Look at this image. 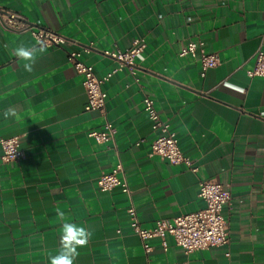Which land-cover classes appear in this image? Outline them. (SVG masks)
Listing matches in <instances>:
<instances>
[{"label":"crops","instance_id":"obj_1","mask_svg":"<svg viewBox=\"0 0 264 264\" xmlns=\"http://www.w3.org/2000/svg\"><path fill=\"white\" fill-rule=\"evenodd\" d=\"M20 16L6 26L2 12ZM26 25L57 32L88 48L84 62L102 77L115 63L103 56L142 37L134 68L103 84V114L85 111L83 77L67 61L71 46L48 47L31 73L14 49L37 43ZM199 41L218 63L179 56ZM264 52V0H0V137L18 135L22 157L3 162L0 149V264H49L60 248L61 221L92 234L74 264H264V77L249 76ZM150 97L197 171L149 156L154 133L142 108ZM14 110L15 115L5 117ZM113 124L110 147L87 136ZM139 142L138 145H135ZM122 166L128 193L100 191L96 178ZM230 192L224 208L228 242L185 253L170 235L132 232L202 207L198 181Z\"/></svg>","mask_w":264,"mask_h":264},{"label":"built area","instance_id":"obj_2","mask_svg":"<svg viewBox=\"0 0 264 264\" xmlns=\"http://www.w3.org/2000/svg\"><path fill=\"white\" fill-rule=\"evenodd\" d=\"M2 13L5 19L4 24L15 27V21L20 16L11 11ZM20 31H28L37 43H42L48 47L69 45L73 48L67 54V61L75 72L83 77L82 86L86 96L84 110L97 111L101 114L105 111L107 96L102 87L103 84L116 71L125 67L132 70L135 57L145 47L144 38L138 37L133 39L130 47L125 50L115 48L113 51H104L103 56L113 60L115 67L104 76L98 77L94 73L93 66L81 58L82 53L87 52L88 48L79 46L76 41L64 35L39 26L26 25ZM185 55H190L199 62L201 76H204L207 69L218 63L217 54L207 52L203 43L199 41H188L179 51V56ZM254 75L264 77V52L262 51L257 52L254 68L249 72V76ZM141 102L150 128L154 133L150 142L149 156H158L171 164H184L192 172L197 171V166L194 165L193 160L181 151L178 138L171 129L170 123L160 118L154 101L150 97L144 96ZM115 134L116 129L113 124L106 121L101 130L90 131L87 136L96 143L105 144L109 148ZM19 140L18 135L0 137L1 160L3 162H14L21 159L22 152L18 147ZM138 144L139 142L135 143V145ZM96 186L100 191H110L116 187H119L124 193L129 191L126 180L122 176L120 164H116L110 172L100 174L96 178ZM197 196L202 202V207L170 220H156L151 228L140 226L133 206L126 209L129 226L132 232L142 240L145 250L149 249L145 241L153 237L159 238L162 247L166 249L165 237L167 235H170L174 243L181 247L185 253L225 245L228 242L224 208L230 202V192L214 179H204L198 181Z\"/></svg>","mask_w":264,"mask_h":264},{"label":"clouds","instance_id":"obj_3","mask_svg":"<svg viewBox=\"0 0 264 264\" xmlns=\"http://www.w3.org/2000/svg\"><path fill=\"white\" fill-rule=\"evenodd\" d=\"M45 51L46 49L42 43L39 47H26L21 44L14 49L13 55L24 61L23 69L31 73L37 56L43 54ZM9 115H15L14 110L5 113V117ZM57 218L63 222L61 226L60 248L56 254L49 255V264H74L76 258L79 256L78 249L88 244L92 234L84 226H80L74 222H65V213L59 208H57Z\"/></svg>","mask_w":264,"mask_h":264}]
</instances>
